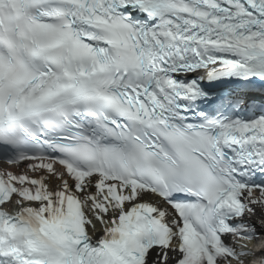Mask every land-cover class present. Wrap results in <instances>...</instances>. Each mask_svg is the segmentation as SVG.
Segmentation results:
<instances>
[{
  "label": "snow or ice",
  "instance_id": "6c2138e0",
  "mask_svg": "<svg viewBox=\"0 0 264 264\" xmlns=\"http://www.w3.org/2000/svg\"><path fill=\"white\" fill-rule=\"evenodd\" d=\"M0 264H264V0H0Z\"/></svg>",
  "mask_w": 264,
  "mask_h": 264
}]
</instances>
